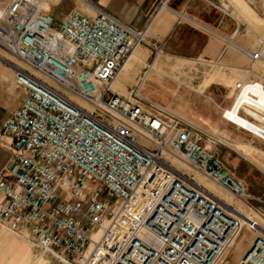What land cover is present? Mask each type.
<instances>
[{"label": "built area", "instance_id": "2783aa9c", "mask_svg": "<svg viewBox=\"0 0 264 264\" xmlns=\"http://www.w3.org/2000/svg\"><path fill=\"white\" fill-rule=\"evenodd\" d=\"M169 2L159 0L153 17ZM56 4L0 0V46L27 67L6 61L26 96L0 128V141L11 140L0 229L53 264H223L246 230L256 236L236 264H264L257 220L169 159L253 210L247 185L217 152L219 139L143 98L150 67L129 97L114 92L132 53L148 43L146 30L100 7L58 22ZM248 57L264 60V33Z\"/></svg>", "mask_w": 264, "mask_h": 264}, {"label": "crops", "instance_id": "0c3cea01", "mask_svg": "<svg viewBox=\"0 0 264 264\" xmlns=\"http://www.w3.org/2000/svg\"><path fill=\"white\" fill-rule=\"evenodd\" d=\"M52 1L57 2L56 5L52 6V14L58 22L63 20L66 14L72 10H78L91 16L95 14L94 8L100 7L134 29L146 30L148 43L141 46L145 62L149 61L156 52L152 45L155 43L158 44V51L167 60L168 58H179L188 61L185 72L206 75L203 76L204 79L199 85L204 90V93L200 92V94L205 95L215 104L216 112L211 115L218 116V119L215 122L211 121L209 117L200 112L199 106L194 102L190 114L191 119L186 121L216 138L217 135L224 136L232 141V143L228 141L230 145L234 143L248 146L233 139V136L228 133V129L222 127V123L229 122L221 114V111L225 110L223 102H220V99L215 101L211 97L220 98L224 94L220 91L223 87L221 82L216 81L221 74L220 70L216 68V63L231 58L229 65H227L229 67L228 72L234 73L235 71L244 72L245 70L241 67L245 68L247 61L244 60L245 63L241 64L239 49L247 35L249 38L251 37V32L248 26L246 28L242 27L246 24L238 18L236 15L238 11L234 5L230 4L229 0H170L169 8L161 10L154 17L153 11L159 0ZM237 1L244 4L242 0ZM248 59L251 61L249 57ZM135 69L124 82V88L128 92L134 86L138 77V75L134 77ZM248 72L251 73V71ZM208 74H210V78ZM14 78L15 69L13 66L6 64V60L2 58L0 60V128L21 105L26 96L25 90L16 85ZM231 87L237 90L233 84ZM176 100L178 99L176 98ZM183 101L181 97L180 102ZM243 115L252 122L262 123L250 111L243 110ZM204 120L209 121L210 124H204ZM10 143L9 138L0 141V172L10 159ZM243 160L248 161V158L241 152H237L236 157H233V166L236 162L239 165ZM249 163L252 164L251 160H249ZM251 195L257 196L256 194ZM251 204L254 203L251 202ZM253 208L255 209L254 206ZM13 236L18 238L15 235ZM0 264H46V261L44 259L36 260L34 263L31 258L30 247L18 240H13L4 233V230L0 229Z\"/></svg>", "mask_w": 264, "mask_h": 264}, {"label": "rangeland", "instance_id": "374dc122", "mask_svg": "<svg viewBox=\"0 0 264 264\" xmlns=\"http://www.w3.org/2000/svg\"><path fill=\"white\" fill-rule=\"evenodd\" d=\"M229 2L236 7L238 11L236 15L238 18L246 24L242 27L246 28V26H248V29L251 32V37L249 38L247 35L246 39L242 41L240 45L241 48L239 49V59L241 60V64H244V60H247L245 68L241 67V69L245 70L244 72H228L229 67L227 65H229L231 58H226L223 62L216 63V68L221 72L216 81L221 82V86L223 87L220 91L224 92V94L220 98L214 96L211 97L215 101L220 99V102H223V108L225 110L232 105L237 94V90H234V88L231 87L232 84L235 86L236 82L243 83L244 80V82H260L264 85V60L260 62H251L248 59V52L257 48L260 36L264 33V0H242V3L244 4H240L237 0H229ZM4 50L5 49L0 46V60L4 58L11 64L27 68L19 58L11 54L8 55ZM145 61L146 60H143V53H140L135 58L130 70L120 79V83L125 82L127 76L132 74L136 67L138 68L135 69L134 77L137 75L138 77L141 76L145 69L150 67V71L148 72L149 76L147 77L145 87H142L141 92V95L145 100L156 106L162 107L185 120L191 119L190 114L193 106L192 104L196 102L197 106H199L198 109L200 112L209 117L211 121L213 120L215 122L216 119H218V116L211 115L216 112L215 104L205 95L200 94V92L204 93V90L203 88H200L199 85L204 79L203 76L206 75H196L195 73L185 72L188 61L179 58H168L167 60V58L163 57V54L159 51L155 52L149 61ZM248 71H251V73ZM208 75L210 78V74ZM135 86L136 83L129 89V94ZM232 89L233 91H231ZM128 96L130 95L124 97ZM180 96L184 100L182 103L180 102ZM176 98L178 100H176ZM221 112V114H223L224 110ZM204 124H210V122L204 120ZM262 124H264V122H262ZM222 127L228 129V133L233 136V139L248 145L244 146L234 143L230 145L229 142L232 143V141H229L222 135H217V138L221 142L219 143L220 145L218 144L217 146L219 156L231 171L247 185L249 194L257 195L256 197L253 196L255 199L252 200L254 203L252 205L255 209L253 208V210H249L244 202L237 199L190 166L175 158L170 157L169 159L177 169L208 187L219 198L231 204L242 214L251 216L256 220L260 218L264 219V141L234 124L227 123V121L222 123ZM237 152L244 154L248 158V161L243 160L239 165L236 162L233 166V157H236ZM249 160H251L252 164L249 163ZM4 233L10 236L13 240H18L22 242V244L28 245L31 249V258L34 263L36 262L35 251L27 241L16 238L5 231ZM255 236V232L253 233L244 230L233 249L224 259L223 264H236ZM44 260L46 261V264H53L50 259Z\"/></svg>", "mask_w": 264, "mask_h": 264}, {"label": "bare ground", "instance_id": "6f19581e", "mask_svg": "<svg viewBox=\"0 0 264 264\" xmlns=\"http://www.w3.org/2000/svg\"><path fill=\"white\" fill-rule=\"evenodd\" d=\"M4 51L8 55L10 54L6 50H4ZM140 53H142V47L137 48L132 53L130 59L125 64V66L121 70L120 74L118 75L117 79L113 83L112 88H113L114 92H116L117 94H119L121 96L130 95L128 91H125L124 82L120 83V79L123 77V75L126 72H128L130 70L135 58ZM258 62H260V61H258ZM238 83H240V82H236L235 88L237 87ZM241 84L243 86V89H241L239 91L237 90V94H236L235 101H234L233 105L230 108L224 110V112H226L227 120L229 122H231L232 124L240 127L241 129H243V130H245V131H247V132H249V133H251V134H253V135L264 140V124L252 122L251 120H249L246 117L241 115V110H246L247 112L250 111V113H252L260 122H262V120H263L262 112H264V85L262 83L256 82V81L243 82ZM231 91H233V89ZM249 108H251L252 110H250ZM260 152L263 153L262 151H260ZM197 183L200 186H202L205 190H207L210 194H213L215 197L219 198L208 187L204 186L200 182H197ZM219 199L222 200L221 198H219ZM223 202L227 206L232 207V205L229 204L228 202H225V201H223ZM263 220L264 219L260 218V219H257V222L261 226L260 232L264 234Z\"/></svg>", "mask_w": 264, "mask_h": 264}]
</instances>
